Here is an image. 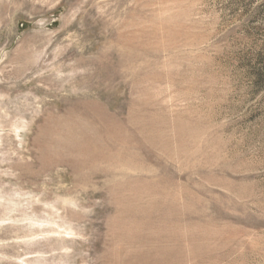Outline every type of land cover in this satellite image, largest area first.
<instances>
[{"label": "rangeland", "instance_id": "rangeland-1", "mask_svg": "<svg viewBox=\"0 0 264 264\" xmlns=\"http://www.w3.org/2000/svg\"><path fill=\"white\" fill-rule=\"evenodd\" d=\"M0 264H264V0H0Z\"/></svg>", "mask_w": 264, "mask_h": 264}]
</instances>
